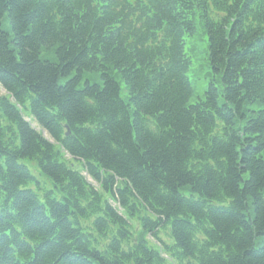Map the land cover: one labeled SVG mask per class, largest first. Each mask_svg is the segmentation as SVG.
<instances>
[{"label": "trees", "instance_id": "obj_1", "mask_svg": "<svg viewBox=\"0 0 264 264\" xmlns=\"http://www.w3.org/2000/svg\"><path fill=\"white\" fill-rule=\"evenodd\" d=\"M0 90V264H264V0H0Z\"/></svg>", "mask_w": 264, "mask_h": 264}, {"label": "rangeland", "instance_id": "obj_2", "mask_svg": "<svg viewBox=\"0 0 264 264\" xmlns=\"http://www.w3.org/2000/svg\"><path fill=\"white\" fill-rule=\"evenodd\" d=\"M8 23V22H7ZM9 27V23H8ZM9 31L11 32L10 28ZM186 52L191 58V69L189 74L190 81L193 87V95L190 98V104H193L197 102L199 99H202L205 97V92L209 87V84L212 81H215V75L212 73V70L209 66L208 62V51H207V36L203 34V30L199 24H197V30L196 34L194 37H187L186 38ZM41 58L47 59L50 61H55V57L52 54H48L44 50L41 53ZM113 72H116L115 70ZM116 80L119 82L120 87H121V95L124 99L128 98V91L126 89L125 83L121 77L120 74L117 73L115 75ZM67 78H61L60 83L63 84ZM86 81H90L91 83H99L101 84L102 81L99 77L96 76V74L92 73H85L83 79L81 80V87L84 86ZM216 85L218 88L221 89V83L220 81L217 82L216 80ZM2 90H0V93L2 94ZM252 110L255 112L261 110L264 108V104H253L250 106ZM35 125V124H34ZM30 171L36 175L39 179H42L39 177V171L36 168L35 163H26Z\"/></svg>", "mask_w": 264, "mask_h": 264}]
</instances>
